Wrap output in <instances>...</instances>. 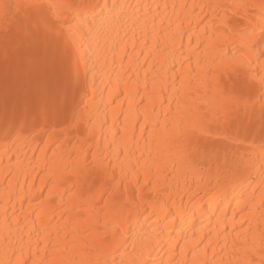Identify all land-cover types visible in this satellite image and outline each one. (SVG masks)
I'll return each mask as SVG.
<instances>
[{
    "label": "bare ground",
    "instance_id": "1",
    "mask_svg": "<svg viewBox=\"0 0 264 264\" xmlns=\"http://www.w3.org/2000/svg\"><path fill=\"white\" fill-rule=\"evenodd\" d=\"M117 2L151 9L137 8L135 15L130 12L105 26L88 53L87 79L81 61L66 120L71 123L73 112L80 116L87 104L83 122L61 135L55 146L43 133L36 143L14 145L0 133V259L15 251L28 264H94L113 257L125 264H191L207 246L209 260L214 249L216 260L225 264L242 261L240 250L253 239L259 244L264 233V149L259 136L235 145L209 140L208 158L197 163L185 161L178 140L181 118L213 102L203 85L205 71L214 67V60L241 51L230 42L220 46L222 51L211 44L203 13L192 6L231 0ZM256 40L264 44L259 29ZM140 126L147 140L141 138ZM134 129L138 143L128 139ZM85 135L89 148L81 149ZM122 147L135 153L133 159L142 154L160 169L159 196L143 200L137 193L134 200L128 185L124 198L113 200L103 195L101 181L93 187L92 180L85 184L75 178L81 151L102 149L115 163ZM225 152L230 160L242 157L238 169L224 170ZM116 172L119 178V168ZM112 233L123 244L118 251L106 243ZM193 248L196 252L190 255Z\"/></svg>",
    "mask_w": 264,
    "mask_h": 264
},
{
    "label": "snow or ice",
    "instance_id": "2",
    "mask_svg": "<svg viewBox=\"0 0 264 264\" xmlns=\"http://www.w3.org/2000/svg\"><path fill=\"white\" fill-rule=\"evenodd\" d=\"M141 7L151 9V5L118 3L117 0H0V107L3 111L0 133L4 140L10 145L27 140L36 143L43 133L55 146L61 135L66 136L69 130L78 127L88 105H84L80 116L73 112L71 123L66 120V112L74 100L81 61L87 79L92 43L98 41L111 20L130 12L135 15L134 10ZM163 7L167 9L169 5ZM192 7H199L203 13L205 28L211 30L208 36L211 44L220 47L230 42L241 51L239 55L213 61L214 67L206 70L203 77L204 88L212 94L213 102L190 109L181 118L178 140L185 161L197 163L207 159V143L213 139L235 145L259 136L264 149V44L258 45L256 40L257 29L264 39V0L259 3L231 0ZM93 97L94 89L89 99ZM163 115L167 117V113ZM60 123H65L66 127L58 129ZM139 130L141 138L147 140L143 126ZM134 133L135 129L128 139L138 143ZM89 138L84 136L81 149L89 148ZM81 155L83 160L74 166L75 178H83L85 184L92 180L93 187L97 180L101 181L104 196L123 199L128 185L134 200L137 193L143 200L160 195V169L144 160L142 154L133 159L135 153L122 147L115 163L104 156L102 149L81 151ZM120 156L124 159L120 160ZM224 161V170L230 171L233 166L238 169L242 157L230 160L225 152ZM261 175L264 178V171ZM261 195L260 207L264 208V179ZM100 203L105 201L101 199ZM139 203L140 200H136L137 206ZM106 243L114 251L123 246L116 233L108 236ZM240 251L242 261L229 259L227 264H264V233L259 244L253 239ZM194 252L195 248L189 254ZM208 252L205 246L196 253L200 258H194L191 264H225L223 259L216 260L214 249L213 258L209 260ZM0 264H28V261L22 258V252L18 257L14 251L12 257L0 259ZM32 264L37 261L33 260ZM94 264H125V261L113 257L110 261L98 260ZM176 264L189 262L176 261Z\"/></svg>",
    "mask_w": 264,
    "mask_h": 264
}]
</instances>
